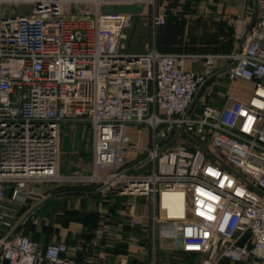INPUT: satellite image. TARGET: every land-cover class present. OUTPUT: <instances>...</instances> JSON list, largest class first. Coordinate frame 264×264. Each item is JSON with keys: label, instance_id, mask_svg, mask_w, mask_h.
Wrapping results in <instances>:
<instances>
[{"label": "built area", "instance_id": "built-area-1", "mask_svg": "<svg viewBox=\"0 0 264 264\" xmlns=\"http://www.w3.org/2000/svg\"><path fill=\"white\" fill-rule=\"evenodd\" d=\"M239 1L249 11L251 0ZM122 6L154 8V0H0V264H75L63 242L42 248L20 233L5 242L28 187L64 182L66 122L89 124L91 181L148 200L154 241L264 264V0L231 56L129 54L131 16L101 12ZM165 21L149 14L153 28ZM197 59L202 71L188 70ZM218 62L235 63L225 75L238 88L228 86L220 107L197 110L191 104ZM140 127L147 155L125 168ZM136 216L129 206L131 226Z\"/></svg>", "mask_w": 264, "mask_h": 264}, {"label": "rangeland", "instance_id": "rangeland-1", "mask_svg": "<svg viewBox=\"0 0 264 264\" xmlns=\"http://www.w3.org/2000/svg\"><path fill=\"white\" fill-rule=\"evenodd\" d=\"M197 0L174 1V13L165 16L164 31L173 30L175 39L164 43L165 47L177 50L196 51L198 39L197 26L203 27L195 17ZM250 2V1H249ZM246 3L251 5V3ZM243 5V4H241ZM4 6L3 10L9 11ZM17 10L20 8H16ZM69 9V8H68ZM84 11V8H80ZM73 11V10H72ZM75 13V10L73 11ZM191 15L195 18L188 17ZM172 16V17H170ZM159 28V29H161ZM158 29V30H159ZM201 29V28H200ZM162 30V29H161ZM129 43L139 51L153 43L150 27L145 18L134 20L130 31ZM213 48L203 51L209 52ZM231 62L224 64L228 67ZM219 72V71H218ZM238 88L236 82L229 81L227 75L212 80L200 93L197 110L203 106L220 107L224 85ZM140 140L130 132L133 145L128 149L129 158L125 168H132L147 155L148 132L140 127ZM177 144H181L180 141ZM92 138L89 124L66 122L59 131V174L65 180L57 184H38L28 187L29 194L24 202L15 204L18 224L36 205L49 197L64 195L47 201L33 213L24 226L17 232L27 236L38 247L63 242L69 247L68 257L75 264H234L225 259L210 257L207 254L185 255L174 250L171 242L165 238L154 241V226H150V205L148 200L139 197L119 196L115 189H105L94 193L103 185L91 181ZM145 170L134 173L145 174ZM70 192H77L71 194ZM136 207L135 218L139 224L131 226L128 217L129 206ZM240 264H250L244 261Z\"/></svg>", "mask_w": 264, "mask_h": 264}, {"label": "crops", "instance_id": "crops-1", "mask_svg": "<svg viewBox=\"0 0 264 264\" xmlns=\"http://www.w3.org/2000/svg\"><path fill=\"white\" fill-rule=\"evenodd\" d=\"M174 1L180 0H154V8L143 7L142 12L138 16H131V25L126 30V52L129 54H143L152 49L160 54H182L188 56L203 57L206 55L214 56H231L237 53L238 49L242 48L243 42L241 40L246 34L248 27L250 26L255 12V0H251L248 10L241 8V2L239 0H197L195 4V17L198 23H203V27L200 24L197 26L196 35L198 39H206L203 42H197L196 51L188 50H175L170 47H165L164 43L172 42L176 35L173 30L164 31L162 26L153 28L149 22V14L154 10L158 16H168L169 13L174 12ZM258 1V0H257ZM172 15H175L172 13ZM172 17V16H170ZM188 17L195 18L194 15H188ZM139 18H145L150 27V37L153 43L146 47L144 52L139 51L129 43L130 31L133 27L134 20ZM166 23V21H165ZM161 28V29H159ZM201 28V29H200ZM159 29V30H158ZM246 37V36H245ZM245 39V38H244ZM213 48L209 52L203 51L206 48ZM203 68V60L197 59L196 61H187V69L193 72H201ZM227 68V67H226ZM225 69L223 63L218 62L216 71H222ZM216 79V78H215ZM210 83V82H209ZM225 91L228 85H224ZM91 134V133H90ZM92 138V137H91ZM8 193L6 197L8 198ZM17 225V224H16Z\"/></svg>", "mask_w": 264, "mask_h": 264}, {"label": "water", "instance_id": "water-1", "mask_svg": "<svg viewBox=\"0 0 264 264\" xmlns=\"http://www.w3.org/2000/svg\"><path fill=\"white\" fill-rule=\"evenodd\" d=\"M101 12L104 14H111V15H115V14H123V15H129V16H138L141 14L142 12V8L140 7H136V6H122V7H117V8H113V7H104L101 9ZM258 15V6H257V0H255V12H254V18L250 24V26L248 27V30L246 32V34L243 36L241 43L243 42L245 36L247 35L248 31L250 30V28L252 27L254 21L256 20ZM241 52V46L238 49L237 53L239 54ZM234 62L231 63L227 68H225L222 71H219L217 73H215L213 76H211L209 79H207L204 84H202L191 104V106L194 104V102L197 100V98L199 97L201 91L203 90V88L212 80H214L215 78L225 75L227 74L230 69L234 66ZM188 113V112H187ZM180 130L177 131V133H179ZM172 141V140H171ZM107 185L103 186L102 188H100L99 190H97L94 193H100L101 191H103L104 189H106ZM71 193H77V192H71ZM64 195V193H60V194H56L53 195L51 197H49L47 200L39 203L38 205H36L34 208H32L23 218L22 220L14 227V229L11 231V233L9 234V236L6 238L5 242H8L18 231L19 229L22 227V225L33 215V213L35 211H37L40 207H42L47 201L62 196ZM1 252V250H0Z\"/></svg>", "mask_w": 264, "mask_h": 264}, {"label": "trees", "instance_id": "trees-1", "mask_svg": "<svg viewBox=\"0 0 264 264\" xmlns=\"http://www.w3.org/2000/svg\"><path fill=\"white\" fill-rule=\"evenodd\" d=\"M70 193H71V192H70ZM71 194H74V193H71ZM8 197H9V195H8ZM25 223H26V222H25ZM25 223H24V224H25ZM24 224L22 225V227L24 226ZM22 227H21V228H22ZM21 228H20V229H21ZM20 229H19V230H20ZM30 240H31V239H30ZM31 241H32V240H31ZM66 245H67V244H66ZM45 247H46V246H45ZM68 248H69V247H68ZM234 264H240V263H234Z\"/></svg>", "mask_w": 264, "mask_h": 264}]
</instances>
